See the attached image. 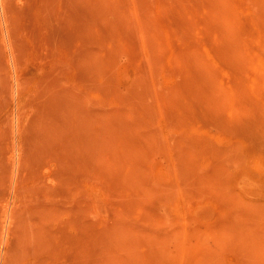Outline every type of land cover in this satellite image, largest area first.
I'll use <instances>...</instances> for the list:
<instances>
[{
    "label": "rangeland",
    "instance_id": "374dc122",
    "mask_svg": "<svg viewBox=\"0 0 264 264\" xmlns=\"http://www.w3.org/2000/svg\"><path fill=\"white\" fill-rule=\"evenodd\" d=\"M0 264H264V0H0Z\"/></svg>",
    "mask_w": 264,
    "mask_h": 264
}]
</instances>
